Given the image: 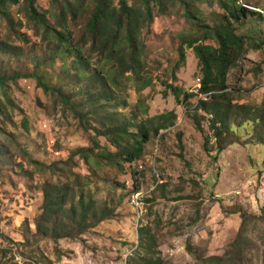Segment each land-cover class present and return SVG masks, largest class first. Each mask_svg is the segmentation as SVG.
I'll list each match as a JSON object with an SVG mask.
<instances>
[{"label":"rangeland","instance_id":"rangeland-1","mask_svg":"<svg viewBox=\"0 0 264 264\" xmlns=\"http://www.w3.org/2000/svg\"><path fill=\"white\" fill-rule=\"evenodd\" d=\"M247 1L264 12V0ZM94 2L69 9L64 0H37L45 22L29 16L26 0L7 4L11 21L0 14V42L14 46L0 49V72L37 70L77 108L33 77L0 86V264H264V47L252 45L264 43V16L238 20L217 0H199L197 20L179 3L156 7L140 35L144 64L121 76L104 69V50L84 32ZM220 24L249 41L227 88L205 104L202 67L187 45L218 47L203 33ZM63 27L71 45L56 48L54 28ZM96 68L101 81L86 79ZM144 129L148 140L128 161ZM117 132L126 136L114 143ZM62 189V207L44 216L46 191L55 199ZM138 192L140 209L130 201Z\"/></svg>","mask_w":264,"mask_h":264},{"label":"trees","instance_id":"trees-1","mask_svg":"<svg viewBox=\"0 0 264 264\" xmlns=\"http://www.w3.org/2000/svg\"><path fill=\"white\" fill-rule=\"evenodd\" d=\"M29 16L36 21L45 22L43 15L37 9V0H26ZM59 2L60 0H53ZM94 9L91 13V17L86 23L85 34L92 41V47H99L98 49L104 50L103 54V67L108 70L109 73L112 69L118 70L119 75L127 72H136L137 69H141L143 63V49H145V43L140 41L141 31L144 25H151L154 19V11L157 7L159 12H164L167 9L169 3H179L184 9L186 15L193 20H197V16L193 14V8L199 0H119V5L116 7L113 4V0H94ZM222 6L232 8L230 10L231 15L240 20L243 17H247L249 14H259L264 16V12L255 10L252 8L251 2L247 1L240 3V0H217ZM63 7L72 9L75 6L77 0H64ZM17 4L19 0H0V14L3 18L10 20V13L7 8V4ZM205 27V26H204ZM56 35L58 48L61 44H70L71 31H65L63 29L54 28ZM151 32L148 30V33ZM204 41L212 39L217 41L218 47L205 44L200 41H191L188 43L189 48L194 49V53L199 60V65L202 67L203 80L200 83V90L198 95H206L202 102H209V98H218L216 92L225 90L229 70L235 64L237 59V53L244 52L246 45L249 41L246 35L238 34L236 28L232 24H220L215 27L207 26L203 33ZM255 47L262 48L264 43L252 42ZM11 44H5L0 42V49L4 51L12 52ZM108 50V52H107ZM180 61L175 66V69H180L181 64L185 62V49L181 45L179 47ZM82 56L79 57L81 59ZM81 62V61H80ZM119 66V69H116ZM38 67V66H37ZM100 68V67H99ZM96 68V73H90L87 77L90 80L101 81L99 78L102 74V70ZM143 69V68H142ZM138 72V71H137ZM19 77H33L38 82L39 86L43 89L45 94L57 96L62 104L66 105L71 110L77 111V108L72 103V96L66 95L63 92L62 87H51L43 81V77L36 71L29 73H17L15 75L5 76L0 72V86H5L8 80H16ZM79 78V76H77ZM174 96L177 100H180L182 91L179 87H172ZM196 96L195 93L185 94L184 100H191ZM172 118H177L174 113ZM169 114H161L156 117L157 120L166 121ZM159 129H166L167 125L163 123ZM214 127L219 130L218 125L215 123ZM126 136V132H117L113 135L111 140L114 143L120 142L121 139ZM134 136V135H128ZM149 131L144 129L142 134V140L137 139L132 145V150L128 154V161H134L137 159V153L141 152L142 145L148 140ZM100 146L94 143V146ZM78 149L74 152L82 151ZM222 151V149H219ZM105 156V155H104ZM107 159L110 155L105 156ZM85 159H89L88 153L85 154ZM184 159V158H183ZM57 163L50 165V168L57 167ZM65 189L58 190L55 195V199L46 191L45 193V214L44 216L51 217V214L55 212L56 208L62 207L63 195ZM86 210L84 209L79 214L78 225L82 226L86 220Z\"/></svg>","mask_w":264,"mask_h":264},{"label":"built area","instance_id":"built-area-1","mask_svg":"<svg viewBox=\"0 0 264 264\" xmlns=\"http://www.w3.org/2000/svg\"><path fill=\"white\" fill-rule=\"evenodd\" d=\"M130 201L132 205L140 209L144 206V195L138 192L131 197Z\"/></svg>","mask_w":264,"mask_h":264}]
</instances>
